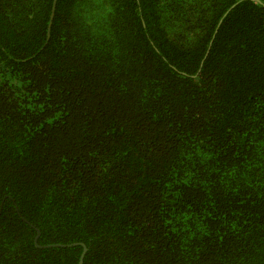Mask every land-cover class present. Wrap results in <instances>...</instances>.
Instances as JSON below:
<instances>
[{
    "label": "trees",
    "instance_id": "16d2710c",
    "mask_svg": "<svg viewBox=\"0 0 264 264\" xmlns=\"http://www.w3.org/2000/svg\"><path fill=\"white\" fill-rule=\"evenodd\" d=\"M54 1L0 0V264H264V0Z\"/></svg>",
    "mask_w": 264,
    "mask_h": 264
},
{
    "label": "water",
    "instance_id": "95a60500",
    "mask_svg": "<svg viewBox=\"0 0 264 264\" xmlns=\"http://www.w3.org/2000/svg\"><path fill=\"white\" fill-rule=\"evenodd\" d=\"M254 1L259 2V0H254ZM56 4H57V0L54 1L53 14L55 13ZM39 236H40V232H38V235H37V237H36V239H35V242H36L37 246L40 247V245H38V239H39ZM46 247H51V246H46ZM83 248H84V252H83V256H82V259H81V261H80V264H83V259H84L83 257H84V255L86 254V252H87V250H88L85 244L83 245Z\"/></svg>",
    "mask_w": 264,
    "mask_h": 264
}]
</instances>
